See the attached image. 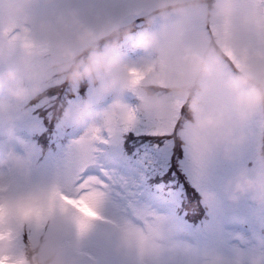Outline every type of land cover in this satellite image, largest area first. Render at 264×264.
Instances as JSON below:
<instances>
[{"label":"clouds","instance_id":"obj_1","mask_svg":"<svg viewBox=\"0 0 264 264\" xmlns=\"http://www.w3.org/2000/svg\"><path fill=\"white\" fill-rule=\"evenodd\" d=\"M50 7L29 21L26 38L10 40L9 18L22 16L39 3ZM132 14L144 17L146 30L135 46L145 56L135 63L123 60L117 49L102 42L127 34ZM0 20V125H10L13 113L40 96L54 83H95L97 100L112 94L103 109L89 113L87 102L65 109L66 123L88 126L77 143L79 169L65 185L17 186L13 174L25 181L30 159L13 152L0 155V260L4 264H82L72 254L96 219L85 217L71 200L84 198L95 211L101 198L99 181L87 174V165L100 151L97 143L105 129L128 125L138 112L170 129L182 102L188 117L185 140L196 158L221 151L229 158L247 136L242 127L259 117L258 158L255 172L242 170L224 186L230 201L250 195L264 204V0H132L119 8L96 0H5ZM177 17L171 27L168 21ZM210 26L207 34L184 32L192 18ZM35 44L36 48L27 46ZM136 69L141 77L132 73ZM135 81V82H134ZM132 91L138 99L133 109L123 99ZM11 129L9 128V136ZM205 201L215 194L205 192ZM37 220L49 225L35 229ZM87 228L80 230V222ZM108 241L120 264H237L215 252L199 253L191 244L164 227L163 217L151 220H111ZM24 233L28 239L22 240ZM255 264V262H253Z\"/></svg>","mask_w":264,"mask_h":264},{"label":"rangeland","instance_id":"obj_2","mask_svg":"<svg viewBox=\"0 0 264 264\" xmlns=\"http://www.w3.org/2000/svg\"><path fill=\"white\" fill-rule=\"evenodd\" d=\"M4 2L5 0H0V20H3ZM96 2L105 7L119 8L131 4L132 0ZM49 10L50 7L41 2L35 8H26L22 16L9 18L6 30L10 40L26 38L31 17L43 16ZM177 19L171 17L168 21H161L157 18L151 28L158 29L162 23H167L171 27ZM127 22L131 25L130 32L108 38L101 46H114L125 62L135 63L145 56L144 51L135 46V41L146 30V25L144 17L132 14L131 10ZM209 30L210 26L193 17L185 27L183 35L207 34ZM69 83L61 81L51 84L44 92L47 95L57 86H67L65 90L70 91L67 94L69 99H66L64 105L59 106L56 101L55 109L57 108L58 113L64 106L68 108L87 102L89 107L95 108L89 111L90 114H94L110 104L113 99V95L109 94L97 100L96 85L87 79L70 83L68 86ZM4 95V90L0 88V98ZM123 99L133 109L138 103L132 91L125 92ZM50 100L51 98H43L35 102L32 99L14 111L10 125H0V155L13 152L27 156L31 162L27 181L13 174L17 186L53 182L65 185L79 169L76 142L88 126L87 117L79 123H66L61 114L57 134L52 140V145L55 141L53 148L49 143L42 148L38 139L28 137V134L41 136L46 129L45 119L49 121L48 125L55 119L54 104H50ZM48 104L51 105L49 110L42 108H47ZM175 109V120L170 129H165L158 121L137 112L131 124L118 125L111 130L103 131L101 140L97 143L100 151L87 165V174L94 176L100 184L101 198L98 203L100 218L93 222L78 246L71 250L73 255L82 260V264H120L119 257L109 247L108 241L111 237L109 221L140 217L147 220L163 217L164 227L171 228L179 239L194 246L201 254L211 251L237 264L253 262L264 264V204L256 203L250 195L241 196L233 202L224 194L226 182L238 172L247 170L251 173L260 168L261 161L257 153L259 117H253L242 127L240 131L244 132L247 139L233 148L229 158H225L218 150L198 159L189 151L185 140L187 109L182 106V102H176ZM42 112H45L44 116ZM74 128L76 130L73 133ZM130 132L138 138L145 139L142 153L130 156L125 153L123 138ZM41 140L43 141V137ZM114 164L119 168H113ZM177 171L185 175L186 180L199 192L206 205L207 214L196 225L182 221L184 215H178L175 210L176 202L182 197L181 191L170 192L169 196H165L166 192L162 190L154 194L151 191L155 189L147 184L148 176L166 173L174 176L176 180ZM205 192L214 193L215 199L211 202L205 201L203 195ZM164 201H169L167 206H163ZM47 227L49 225H43L41 230ZM28 235L29 233H24L21 239H28Z\"/></svg>","mask_w":264,"mask_h":264},{"label":"trees","instance_id":"obj_3","mask_svg":"<svg viewBox=\"0 0 264 264\" xmlns=\"http://www.w3.org/2000/svg\"><path fill=\"white\" fill-rule=\"evenodd\" d=\"M62 86H57L56 88L50 90L47 95L45 93H43L40 96H38V98H51L50 104L53 103L54 109H55L56 101H57L58 106L62 105L63 103H65L66 99L68 98L67 94H69V92H70L69 90H65L67 88V86H64V87H62ZM68 86H70V83L68 84ZM50 104L47 105L48 109H50V107H51ZM56 110H57V108L55 109L54 112H56ZM42 113L45 114L44 112H42ZM48 123H49V121H47L45 119V124L47 125L48 128H51V123H50V125H48ZM45 137H46V135H43V140H45ZM144 141H145V139L138 138L134 133L130 132L124 136V147L127 151H131L134 149H138L139 151H141V145L144 143ZM170 165H172V164L170 163ZM170 179H173V176H171L170 174H167V173L164 175L153 176V180H155V181L167 182ZM184 189H185L186 194H187V197H186L187 200L186 201L189 202L190 192H189L188 188L186 189V187H184ZM195 201L197 204L200 205V200L198 198H196ZM185 207H187V206H185Z\"/></svg>","mask_w":264,"mask_h":264},{"label":"snow or ice","instance_id":"obj_4","mask_svg":"<svg viewBox=\"0 0 264 264\" xmlns=\"http://www.w3.org/2000/svg\"><path fill=\"white\" fill-rule=\"evenodd\" d=\"M182 34H183V32L181 30H177V32H176L177 37H179ZM27 46L31 47V48L37 47L35 44H32L31 42H28ZM131 71H132L133 75L136 77V79H139L141 77V74L136 69H132ZM134 120H135V116L130 115L129 116V124L134 122ZM65 199L68 200L69 203L73 204L85 217L93 218V219H99L100 218L98 212L95 211L94 207L91 206L84 198H80L79 200H71L70 198L65 197ZM42 226H43V221L37 220V222L35 224V229L37 231H39ZM87 226L88 225H87L86 221L80 222L79 227H80L81 231L85 230L87 228ZM0 264H4V261L0 260ZM9 264H12V262L9 261Z\"/></svg>","mask_w":264,"mask_h":264}]
</instances>
